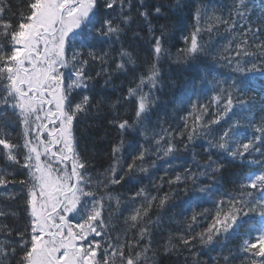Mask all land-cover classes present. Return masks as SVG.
<instances>
[{"label":"snow or ice","instance_id":"obj_1","mask_svg":"<svg viewBox=\"0 0 264 264\" xmlns=\"http://www.w3.org/2000/svg\"><path fill=\"white\" fill-rule=\"evenodd\" d=\"M185 11L195 24L166 77ZM256 73L264 0H0V264H264ZM119 75L134 79L110 104L118 138L97 170L78 125ZM235 166L252 170L228 190Z\"/></svg>","mask_w":264,"mask_h":264},{"label":"trees","instance_id":"obj_2","mask_svg":"<svg viewBox=\"0 0 264 264\" xmlns=\"http://www.w3.org/2000/svg\"><path fill=\"white\" fill-rule=\"evenodd\" d=\"M134 2H137V0H134ZM147 3H156L157 0H146ZM167 2V0H165ZM198 2V0H193V3ZM232 0H205V3H211L214 7L217 8H223V6H226L230 4ZM257 3H259V0H257ZM133 15L135 16V11H133ZM226 15V13H225ZM183 17V23L179 24L177 23L176 19L173 18L172 20V34L174 35V39L170 41V44L174 45L170 48V57L168 60H163L161 62V70L165 74V76L172 75L174 73L170 72V61H174L177 58L178 55V49L183 47V44L180 42V38L182 36L188 35L189 32H191L193 25L195 24V21L188 18L187 11L181 14ZM165 21L161 20L159 23H164ZM154 24L157 23V21H153ZM139 24V20H137L136 24H133V28H137V25ZM207 25L203 24L201 27H206ZM181 28L182 30L177 32L176 29ZM146 33H142V35H145ZM226 36V33L223 28H221L219 37L217 34H213V43L219 47L220 45L226 43V40L222 37ZM204 39L207 40L208 36L205 34ZM139 55L143 58L146 57L147 53L143 49H138ZM115 55V54H114ZM171 67L174 69L175 65H171ZM201 69H203V65H201ZM97 70L99 68L97 67ZM144 69L138 68L137 76L140 75L143 72ZM220 71L227 72V69H220ZM134 77L131 75H119L118 78H114V83L117 87L112 88L108 87L106 92L101 91V86L103 85V80H101L100 85L97 86L96 91L100 93L99 95H95L94 93H88L89 95H94V101H99L102 96L107 95L108 101L104 108H102L99 112L95 110V108L92 110L91 114L87 118H82L80 124L78 125V128L81 131H84L87 128L91 129L90 132V139H83L80 141V150L81 152H87L89 159L92 160V163L96 165L97 170L100 169V165L102 164L103 167H107L110 161L107 159V153L110 150V147L112 143H114L117 140V130L110 126L107 121L111 120L113 115L115 114L116 109H113L110 107V104L112 102H115L118 97H120L124 90L126 89L129 81L133 80ZM253 84L255 88L259 91L262 87H264V77H261L259 73L254 74L253 77ZM123 86V87H121ZM181 87H183V82H181ZM175 94L174 91L169 92V98L171 99L173 95ZM259 98V97H257ZM120 115L124 118H127L131 113L130 105L127 107L119 108ZM180 115H184V113H180ZM127 141L131 142L132 137H126ZM199 151V149H196ZM98 154V155H97ZM95 156V159H92V157ZM177 163H180L177 161ZM250 168H242L240 166L230 167L225 171V188L230 190L234 187L235 184H238V182L243 181L242 177L244 174H247L251 171ZM145 184L148 183L147 180L144 181ZM115 191L117 193H127L126 188H120L119 186L116 187ZM183 198H181V201ZM182 207H187V205L182 204ZM203 207H211L210 204H204ZM180 209H177L176 211H179ZM199 211V209H196ZM258 221V217H257ZM253 223H256L255 221ZM211 255H216L215 252L211 253ZM202 259L207 260L208 256H203ZM162 264H181V261H177L175 257L172 258H164L162 261Z\"/></svg>","mask_w":264,"mask_h":264}]
</instances>
